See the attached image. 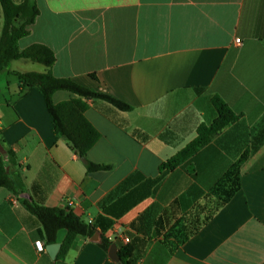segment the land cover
Masks as SVG:
<instances>
[{
  "label": "crops",
  "instance_id": "crops-1",
  "mask_svg": "<svg viewBox=\"0 0 264 264\" xmlns=\"http://www.w3.org/2000/svg\"><path fill=\"white\" fill-rule=\"evenodd\" d=\"M35 2L39 13L18 47H49L54 76L132 110L86 101L84 115L100 133L86 159L110 166L88 173L55 136L41 92L21 94L13 74L48 68L11 61L0 74V143L15 155L11 170L23 192L47 207H69L85 223L110 221L103 235L118 250L127 236L135 264H264V0ZM3 25L0 4V37ZM74 97L57 91L52 99ZM213 97L237 120L161 171L200 124L217 117ZM247 149L239 189L221 204L220 180ZM11 193L0 187V264H119L98 246L101 225L93 237H76L62 260L52 258L42 224L18 200L21 193L16 201ZM65 235L58 231L55 243Z\"/></svg>",
  "mask_w": 264,
  "mask_h": 264
},
{
  "label": "trees",
  "instance_id": "trees-1",
  "mask_svg": "<svg viewBox=\"0 0 264 264\" xmlns=\"http://www.w3.org/2000/svg\"><path fill=\"white\" fill-rule=\"evenodd\" d=\"M0 4L4 14V25L0 37V74L9 71L11 61L19 59L36 62L48 68L46 72L42 73L13 72L18 79L20 93L23 94L32 87H36L41 92L47 110L52 117L55 136L63 138L70 149L85 161L88 173L110 169L109 165L96 164L86 159L88 151L100 138L98 130L84 115L88 107L86 101L102 100L124 112L131 111L132 106L107 93L82 86L70 78L54 76L49 68L55 62V55L49 47L39 43L24 49L18 47V40L29 33V27L34 23L39 13L35 0H24L20 4H16L12 0H0ZM57 91L69 92L75 97L54 103L52 96ZM212 104L217 117L209 125L200 124L196 130L195 138L163 162L160 166L161 171H171L176 168L207 145L224 128L237 120V115L219 97H213ZM249 154V150H245L220 180L221 204L227 202L239 189L240 167L248 159ZM15 164L13 151L5 149L4 153H0V187L19 194L24 191V187L19 174L11 170ZM32 191L35 197L37 194L35 184L32 186ZM42 202L43 198L36 196L34 200H24L23 205L42 224L46 243H55L58 231L66 232L56 260H62L65 257L76 237H91L99 225L102 227V233L98 236V246L108 252L112 242L103 235V231L111 225L110 221L104 224H99V222L88 224L74 214L69 207H47ZM118 254L121 258L119 264H135L129 245L119 246Z\"/></svg>",
  "mask_w": 264,
  "mask_h": 264
},
{
  "label": "water",
  "instance_id": "water-1",
  "mask_svg": "<svg viewBox=\"0 0 264 264\" xmlns=\"http://www.w3.org/2000/svg\"><path fill=\"white\" fill-rule=\"evenodd\" d=\"M5 149L3 148L2 144L0 143V153H4ZM18 200L19 201H24V200H32L31 196L29 193L26 192H22L19 196H18ZM94 235H92L91 237H93ZM96 242V241H95ZM60 248V244L59 243H52V244H48L46 245V251L50 254V256L52 258H54L58 252ZM108 256L115 262L120 263L121 258L118 254V248L116 243H112L108 249Z\"/></svg>",
  "mask_w": 264,
  "mask_h": 264
},
{
  "label": "built area",
  "instance_id": "built-area-1",
  "mask_svg": "<svg viewBox=\"0 0 264 264\" xmlns=\"http://www.w3.org/2000/svg\"><path fill=\"white\" fill-rule=\"evenodd\" d=\"M236 42L238 44H240V40L239 39H236ZM10 198L13 199V201H16L17 195L11 193ZM110 240L113 241L112 238ZM121 242H122V244L124 246H126L129 243V238L127 236H122L121 237ZM34 244H35V247H36L37 251L41 252V251L44 250V244L40 240L35 241Z\"/></svg>",
  "mask_w": 264,
  "mask_h": 264
}]
</instances>
